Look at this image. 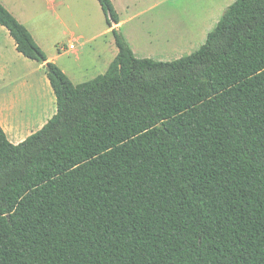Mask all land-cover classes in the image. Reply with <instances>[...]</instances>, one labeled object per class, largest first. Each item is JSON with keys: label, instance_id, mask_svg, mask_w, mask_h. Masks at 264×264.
<instances>
[{"label": "trees", "instance_id": "obj_1", "mask_svg": "<svg viewBox=\"0 0 264 264\" xmlns=\"http://www.w3.org/2000/svg\"><path fill=\"white\" fill-rule=\"evenodd\" d=\"M118 51L74 84L0 3L43 65L56 112L18 144L0 126V264H264V0H234L204 43Z\"/></svg>", "mask_w": 264, "mask_h": 264}, {"label": "rangeland", "instance_id": "obj_2", "mask_svg": "<svg viewBox=\"0 0 264 264\" xmlns=\"http://www.w3.org/2000/svg\"><path fill=\"white\" fill-rule=\"evenodd\" d=\"M233 1L111 0L122 21L118 29L135 56L156 61H172L197 50ZM18 2L29 32L45 54L58 55L56 47L67 46L75 38L79 39L74 43L77 50L79 43H85L79 62L72 53H63L58 59L72 83H82L105 72L112 58L105 43L111 42L113 34L111 30L105 31L108 27L97 0ZM0 43H13L3 26H0ZM10 48L8 45L6 49ZM26 78L19 75L0 81V88L24 80L36 84L34 77ZM46 101L53 110L51 99Z\"/></svg>", "mask_w": 264, "mask_h": 264}, {"label": "crops", "instance_id": "obj_3", "mask_svg": "<svg viewBox=\"0 0 264 264\" xmlns=\"http://www.w3.org/2000/svg\"><path fill=\"white\" fill-rule=\"evenodd\" d=\"M0 3L29 31V28L26 26L24 20L25 14L22 12L21 4L18 0H0ZM121 23L122 21L119 18V23L116 27L119 28ZM110 30L111 28H107L105 31ZM32 37L34 36L32 35ZM78 40V38L71 40L67 46L72 47L67 49L66 52H59L57 50L58 55L52 56L45 54L47 60L55 63L69 79V74L59 64L58 59L63 53H72L76 55V62H79L85 43H79L80 49L77 50L74 43ZM12 42L13 43H0V81H6L11 77L15 78L19 75L25 78L34 77L37 79L36 84H33L32 81L27 82V80H24L22 82L8 83L7 87L5 86L3 89L0 88V126L3 129L8 141L12 144H18L27 136L39 130L47 122V120L51 118V116L56 112V100L43 65L24 57L16 50L13 38ZM105 44L109 48V52L112 55L110 60L111 62L118 51L114 43V38L110 43ZM8 45L11 46L9 50L6 49ZM38 46L40 47V45ZM25 58L30 61H25ZM31 88L33 89L31 90ZM44 97L46 98L44 99ZM47 98L51 99L53 110L52 106L50 107L47 105Z\"/></svg>", "mask_w": 264, "mask_h": 264}, {"label": "built area", "instance_id": "obj_4", "mask_svg": "<svg viewBox=\"0 0 264 264\" xmlns=\"http://www.w3.org/2000/svg\"><path fill=\"white\" fill-rule=\"evenodd\" d=\"M72 46H59L57 50L59 52H65L67 49L71 48Z\"/></svg>", "mask_w": 264, "mask_h": 264}]
</instances>
